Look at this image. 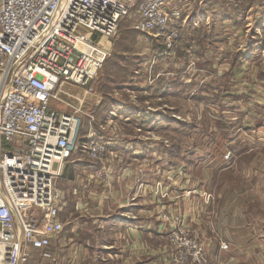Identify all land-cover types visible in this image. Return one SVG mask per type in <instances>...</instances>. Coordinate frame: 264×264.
Segmentation results:
<instances>
[{
	"label": "rangeland",
	"instance_id": "obj_1",
	"mask_svg": "<svg viewBox=\"0 0 264 264\" xmlns=\"http://www.w3.org/2000/svg\"><path fill=\"white\" fill-rule=\"evenodd\" d=\"M165 10L178 33L171 50L168 37L141 33L126 17L115 39H98L111 55L90 85L55 90L51 108L80 115L79 137L87 142L78 139L55 183L63 230L50 247L53 258L34 250L35 264H103L107 239L123 245L121 261L136 264L144 255L137 260L130 251L132 232L116 237L98 225L108 217L120 227L147 225V205L156 231L151 261L170 264L167 217L184 214L195 190L212 196L199 180L210 184L233 159L246 170L240 176L264 177V151L243 154L249 144H264V0H171ZM98 146L94 158L90 150ZM207 225L213 234L202 237L216 241L211 216Z\"/></svg>",
	"mask_w": 264,
	"mask_h": 264
},
{
	"label": "built area",
	"instance_id": "obj_2",
	"mask_svg": "<svg viewBox=\"0 0 264 264\" xmlns=\"http://www.w3.org/2000/svg\"><path fill=\"white\" fill-rule=\"evenodd\" d=\"M170 1L0 0V264H35L34 250L52 259L63 230L55 183L82 118L51 108L55 90L90 85L111 55L98 39H115L126 17L141 33L168 37L171 50L178 33L165 10ZM102 150L90 152L97 158ZM167 219L171 264H209L212 241L184 214Z\"/></svg>",
	"mask_w": 264,
	"mask_h": 264
},
{
	"label": "crops",
	"instance_id": "obj_3",
	"mask_svg": "<svg viewBox=\"0 0 264 264\" xmlns=\"http://www.w3.org/2000/svg\"><path fill=\"white\" fill-rule=\"evenodd\" d=\"M247 146L249 150L243 153L245 155L244 159L250 156V152L264 151L262 141ZM240 166V161L233 159L228 165L223 166L221 170L217 172L215 170L211 174L210 184L209 178L198 181V184L202 187L211 185L212 196H202L204 193L200 195L195 190L193 191L194 193H189L193 197H189V195L185 198L184 215L189 221L197 223L196 225L204 236L208 237L209 233H211L208 231L207 225L209 216H211V221L214 222L217 229L218 236L215 239L216 241L212 239L210 244L209 264H264V177L256 178L254 174L240 176L238 174L239 170L242 169ZM128 167L132 169L133 165L130 163ZM133 171L132 180L136 181L135 176L137 174H135V170ZM146 182L149 183L148 181ZM138 183H140L139 180L136 184ZM146 208V222L149 224V213H151L152 206L147 205ZM138 209L140 208L138 207ZM141 209L144 210L143 207ZM115 218H103L102 223L98 226L101 230L106 229L115 233L116 237H118V234L123 233L124 229L130 230L135 239L130 251H135L134 255L137 256V260L140 256L139 254L142 253L144 255V259L137 261L136 264H153L154 262L151 259H155V257H150V255L155 254V245L150 243V240L155 237V229L148 224L145 225V223H136L134 222L135 219L127 220L130 221L129 223L134 222L135 227L129 225L120 227L115 225ZM163 226L167 229L166 225L163 224ZM163 226H160V228L162 229ZM140 238H143V242L139 241ZM221 241L228 243V250L225 251L220 248ZM121 246L123 245L114 239H107L106 242H103L102 247L105 249H100L103 255L102 263L128 264L127 260L121 261L119 259L123 253L120 250ZM82 247H84V250H90L91 252L95 250V247L89 245V243H85ZM112 253L113 256L111 255ZM129 256L131 257V255ZM115 258H117V261ZM129 264H133V262ZM166 264L169 263L167 262Z\"/></svg>",
	"mask_w": 264,
	"mask_h": 264
},
{
	"label": "trees",
	"instance_id": "obj_4",
	"mask_svg": "<svg viewBox=\"0 0 264 264\" xmlns=\"http://www.w3.org/2000/svg\"><path fill=\"white\" fill-rule=\"evenodd\" d=\"M121 23H122V22H121ZM120 28H121V25H120ZM82 141H83V142H84V141L87 142V139H86V138H80V137H79V142H80V144H82Z\"/></svg>",
	"mask_w": 264,
	"mask_h": 264
}]
</instances>
